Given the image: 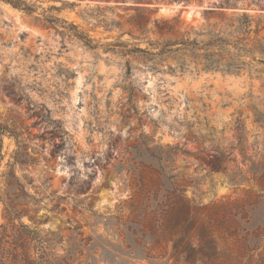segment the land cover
<instances>
[{
    "label": "clouds",
    "instance_id": "9594fccd",
    "mask_svg": "<svg viewBox=\"0 0 264 264\" xmlns=\"http://www.w3.org/2000/svg\"><path fill=\"white\" fill-rule=\"evenodd\" d=\"M258 39L264 0H0V262L90 264L137 146L200 207L264 197Z\"/></svg>",
    "mask_w": 264,
    "mask_h": 264
},
{
    "label": "rangeland",
    "instance_id": "374dc122",
    "mask_svg": "<svg viewBox=\"0 0 264 264\" xmlns=\"http://www.w3.org/2000/svg\"><path fill=\"white\" fill-rule=\"evenodd\" d=\"M165 159L159 149L137 146L133 150L134 203L148 200L155 205L156 198L166 194L168 182L175 179L166 169ZM201 161L203 164V158ZM211 163L214 168L220 165L219 159ZM159 169L170 176L168 181L159 180ZM254 169L264 175V163ZM131 203L123 217L106 222L108 235L84 241L90 264H136L144 258L149 264H167L165 255L173 264H241L245 256L248 264H264V252L255 258L251 255L264 231V197L250 193L243 200L206 206L195 213L191 223L177 226H169L160 214L138 215L132 212ZM249 229L256 231L250 233ZM169 242L170 253L166 251ZM153 250H158L155 255Z\"/></svg>",
    "mask_w": 264,
    "mask_h": 264
},
{
    "label": "trees",
    "instance_id": "16d2710c",
    "mask_svg": "<svg viewBox=\"0 0 264 264\" xmlns=\"http://www.w3.org/2000/svg\"><path fill=\"white\" fill-rule=\"evenodd\" d=\"M257 34L259 29L256 30ZM258 50L264 51V39H258L255 41L254 45ZM158 177L160 181H168L169 177L163 169L157 170ZM163 182V183H164ZM158 202L153 205L150 201H145L141 205L139 200L134 203L132 200L131 210L136 211L138 215H149V214H160L167 218L169 226L186 225L191 223L195 218V213L204 207L196 205L194 202L186 199L183 196L181 185L175 181L168 182V190L164 196L161 198H156ZM19 215V213H16ZM11 217L9 216V222ZM186 223V224H185ZM5 233H0V239H3ZM31 234L27 232L23 227L17 231L13 243L17 247H23L24 240ZM0 255L3 252L0 251ZM15 259V255L12 257ZM2 264V262H0Z\"/></svg>",
    "mask_w": 264,
    "mask_h": 264
}]
</instances>
